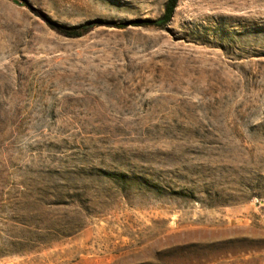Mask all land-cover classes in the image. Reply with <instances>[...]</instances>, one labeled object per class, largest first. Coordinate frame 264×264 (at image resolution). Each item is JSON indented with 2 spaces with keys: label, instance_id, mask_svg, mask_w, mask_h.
I'll list each match as a JSON object with an SVG mask.
<instances>
[{
  "label": "rangeland",
  "instance_id": "rangeland-1",
  "mask_svg": "<svg viewBox=\"0 0 264 264\" xmlns=\"http://www.w3.org/2000/svg\"><path fill=\"white\" fill-rule=\"evenodd\" d=\"M168 1L0 0V264H264V0Z\"/></svg>",
  "mask_w": 264,
  "mask_h": 264
},
{
  "label": "trees",
  "instance_id": "trees-1",
  "mask_svg": "<svg viewBox=\"0 0 264 264\" xmlns=\"http://www.w3.org/2000/svg\"><path fill=\"white\" fill-rule=\"evenodd\" d=\"M177 6H178V0H169L167 5H166V10H165V14H164L163 18H161L158 21L145 22L142 20H134V21L121 23L118 25L115 23L114 24L120 29L131 27V26H143L145 24H153V25H157V26L165 25L172 20ZM84 28L86 29V27H84Z\"/></svg>",
  "mask_w": 264,
  "mask_h": 264
}]
</instances>
